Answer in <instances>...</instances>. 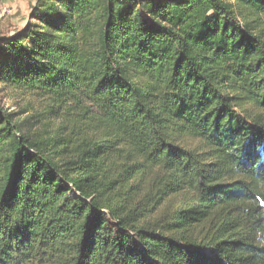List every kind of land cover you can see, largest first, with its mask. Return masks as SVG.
<instances>
[{
    "label": "trees",
    "instance_id": "trees-1",
    "mask_svg": "<svg viewBox=\"0 0 264 264\" xmlns=\"http://www.w3.org/2000/svg\"><path fill=\"white\" fill-rule=\"evenodd\" d=\"M0 36V264H264V0H36Z\"/></svg>",
    "mask_w": 264,
    "mask_h": 264
},
{
    "label": "rangeland",
    "instance_id": "rangeland-1",
    "mask_svg": "<svg viewBox=\"0 0 264 264\" xmlns=\"http://www.w3.org/2000/svg\"><path fill=\"white\" fill-rule=\"evenodd\" d=\"M8 3L10 5L7 7L0 3L1 9H10L14 13L0 17V36L12 35L31 22V9L36 4V0H9ZM26 103V100L0 85V105L2 107L20 115Z\"/></svg>",
    "mask_w": 264,
    "mask_h": 264
},
{
    "label": "built area",
    "instance_id": "built-area-1",
    "mask_svg": "<svg viewBox=\"0 0 264 264\" xmlns=\"http://www.w3.org/2000/svg\"><path fill=\"white\" fill-rule=\"evenodd\" d=\"M12 13V11L10 10V9H1V7H0V17L1 16H5V15H9V14H11Z\"/></svg>",
    "mask_w": 264,
    "mask_h": 264
},
{
    "label": "crops",
    "instance_id": "crops-1",
    "mask_svg": "<svg viewBox=\"0 0 264 264\" xmlns=\"http://www.w3.org/2000/svg\"><path fill=\"white\" fill-rule=\"evenodd\" d=\"M8 2H9V0H0V3L6 5V7L10 5ZM5 3H6V4H5ZM0 5H1V4H0ZM11 11H12V10H11ZM12 13H14V12L12 11Z\"/></svg>",
    "mask_w": 264,
    "mask_h": 264
}]
</instances>
